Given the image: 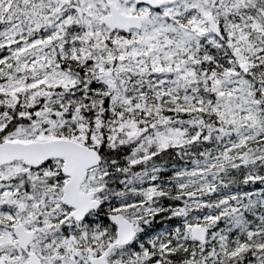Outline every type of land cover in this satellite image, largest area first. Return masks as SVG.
<instances>
[{
	"label": "snow or ice",
	"instance_id": "snow-or-ice-1",
	"mask_svg": "<svg viewBox=\"0 0 264 264\" xmlns=\"http://www.w3.org/2000/svg\"><path fill=\"white\" fill-rule=\"evenodd\" d=\"M0 264H264V0H0Z\"/></svg>",
	"mask_w": 264,
	"mask_h": 264
}]
</instances>
